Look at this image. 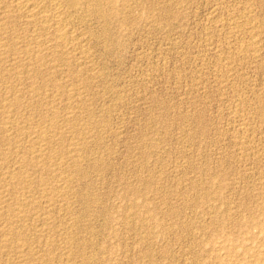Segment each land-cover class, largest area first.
<instances>
[{"label":"rangeland","instance_id":"1","mask_svg":"<svg viewBox=\"0 0 264 264\" xmlns=\"http://www.w3.org/2000/svg\"><path fill=\"white\" fill-rule=\"evenodd\" d=\"M75 1L0 0V264H264V0Z\"/></svg>","mask_w":264,"mask_h":264},{"label":"bare ground","instance_id":"2","mask_svg":"<svg viewBox=\"0 0 264 264\" xmlns=\"http://www.w3.org/2000/svg\"><path fill=\"white\" fill-rule=\"evenodd\" d=\"M76 1L75 0H72V3H75ZM24 3V2H23ZM1 6V5H0ZM52 6V5H51ZM51 6H49L50 7V9H51ZM21 7V6H20ZM25 8H26V13H27V15H29V16H32L34 13H37L36 11H37V7H36V5H29V4H26L25 5ZM41 8V7H40ZM58 8H59V5L58 6H56V5H54L53 7H52V10H56V12H58ZM48 9V8H47ZM44 10V9H43ZM40 11V10H39ZM41 12H42V9H41ZM60 12V11H59ZM59 12H58V14H59ZM55 14L56 13H54V16H55ZM28 17V16H27ZM56 21H55V23H53V25H52V28L54 29V34L57 36V37H59V38H62V40L64 41V39H63V37H66V35H67V29H66V23L64 22V20L62 19V17L60 18V19H58V16L56 15ZM60 17V16H59ZM50 18V17H49ZM53 19V18H52ZM34 21V20H33ZM238 22V21H237ZM46 23H47V21H46ZM5 25V24H4ZM45 26V25H44ZM236 26V25H235ZM39 27V26H38ZM42 27H43V25H42ZM49 27V26H48ZM51 27V26H50ZM1 28H3V27H1ZM5 28V27H4ZM45 28V27H44ZM251 28V27H250ZM37 30V29H36ZM49 30V29H48ZM51 30V29H50ZM9 31V30H8ZM53 31V30H52ZM46 32V31H45ZM52 33V32H51ZM40 34V33H39ZM257 34V33H256ZM255 35V34H254ZM50 37H51V35H50ZM54 37V36H53ZM246 37V36H245ZM250 37V36H249ZM252 37H254V36H252ZM30 38V37H29ZM67 38V37H66ZM50 39H52V38H50ZM50 39H49V41H50ZM57 39V38H56ZM36 40V39H35ZM62 40H60V41H62ZM26 42V41H25ZM59 42V41H58ZM57 42V43H58ZM61 43V42H60ZM59 43V44H60ZM40 44V43H39ZM38 44V45H39ZM54 45H55V43H54ZM65 45V44H64ZM67 45V44H66ZM41 46V45H40ZM69 47H70V45H69ZM247 47H248V45H241V47H240V49H242V50H246L247 49ZM237 48H239V47H237ZM30 49V48H29ZM34 49V48H33ZM39 49V48H38ZM1 50V49H0ZM27 50H28V48H27ZM40 50H42V48L40 49ZM39 50V51H40ZM26 51V50H25ZM32 51V50H31ZM23 52V51H22ZM29 52H30V50H29ZM239 52V51H238ZM245 52H248V51H245ZM24 53H27V52H24ZM39 53V52H38ZM40 53H42V51H40ZM65 53V52H64ZM21 54V53H20ZM28 54V53H27ZM65 55V54H64ZM20 58V57H19ZM42 58V57H41ZM39 59V58H38ZM1 60V59H0ZM2 61H3V59H2ZM17 62V61H16ZM5 63V62H4ZM30 68V67H29ZM54 68V67H53ZM11 69V68H10ZM12 70V69H11ZM50 71V70H49ZM17 72V71H16ZM43 76V75H42ZM50 77V76H49ZM59 84V83H58ZM10 87V86H9ZM15 87V86H14ZM78 91V90H77ZM13 93H14V91H13ZM7 96V95H6ZM3 98V97H2ZM6 98V97H5ZM15 98H16V96H15ZM18 98V97H17ZM19 99V98H18ZM3 100V99H2ZM11 100H12V98H11ZM6 102V101H5ZM16 102V101H15ZM10 105V104H9ZM3 107V106H2ZM56 109V108H55ZM7 110H10V108L9 109H7ZM6 110V111H7ZM6 113H8V112H6ZM53 114V113H52ZM60 114V113H59ZM66 115V114H65ZM1 116H2V114H1ZM6 116V115H5ZM4 116V118H6ZM60 117V116H59ZM70 116H68V118H69ZM74 117V116H73ZM1 118V117H0ZM63 118V117H62ZM66 118V117H65ZM44 119V118H43ZM70 119V118H69ZM4 120V119H3ZM7 120V119H6ZM12 120V119H11ZM43 121V120H42ZM66 121H68V120H66ZM2 122V121H1ZM50 122V121H49ZM53 122H54V120H53ZM63 122V121H62ZM61 122V123H62ZM3 123V122H2ZM52 123V122H51ZM56 124H58V123H56ZM31 125V124H30ZM42 125V124H41ZM2 126V125H1ZM13 127V126H12ZM53 127H54V125H53ZM52 127V128H53ZM51 128V129H52ZM49 129H50V127H49ZM54 129V128H53ZM45 130V129H44ZM55 130V129H54ZM15 131V130H14ZM80 132V131H79ZM14 133V132H13ZM40 133H42L41 132V129H40ZM51 133V132H50ZM86 133V132H85ZM30 134V133H29ZM12 135V134H11ZM10 136V135H9ZM79 136V135H78ZM82 136V135H81ZM84 136V135H83ZM41 137V136H40ZM43 137V136H42ZM52 137V136H51ZM16 138V137H15ZM61 138V137H60ZM43 139V138H42ZM41 139V140H42ZM80 139V138H79ZM84 139V138H83ZM18 140V139H17ZM47 140V139H46ZM40 141V140H39ZM19 142V141H18ZM33 145H34V143H33ZM41 145V144H40ZM45 145V144H44ZM46 148V147H45ZM42 149H43V147H42ZM75 149V148H74ZM36 156H37V154H36ZM52 157V156H51ZM56 157H58V156H56ZM36 158V157H35ZM39 158V157H38ZM29 161V160H28ZM45 161V160H44ZM54 161V160H53ZM59 165V164H58ZM52 167V166H51ZM48 169V168H47ZM52 169V168H51ZM83 172V171H82ZM67 177V176H66ZM15 180V179H14ZM39 181H41V180H39ZM66 181V180H65ZM41 184V183H40ZM44 192V191H43ZM61 192V191H60ZM62 195V194H61ZM45 200V199H44ZM22 202V201H21ZM49 202V201H48ZM19 203V202H18ZM25 204V203H24ZM17 211H18V208H17ZM20 211V210H19ZM18 211V212H19ZM15 212V211H14ZM13 212V213H14ZM16 213V212H15ZM21 213V212H20ZM16 216V215H15ZM4 218V217H3ZM2 221V220H1ZM9 222V221H8ZM17 232V231H16ZM13 234V233H12ZM18 236V235H17ZM64 237V236H63ZM13 239V238H12ZM7 240V239H6ZM19 240V239H18ZM18 243V242H17ZM12 245H14V244H12ZM10 247H11V245H10ZM29 247V246H28Z\"/></svg>","mask_w":264,"mask_h":264}]
</instances>
